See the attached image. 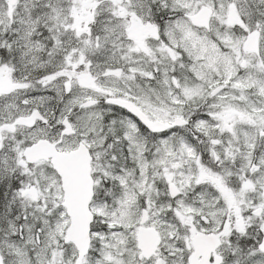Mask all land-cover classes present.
I'll return each instance as SVG.
<instances>
[{
    "label": "snow or ice",
    "instance_id": "1",
    "mask_svg": "<svg viewBox=\"0 0 264 264\" xmlns=\"http://www.w3.org/2000/svg\"><path fill=\"white\" fill-rule=\"evenodd\" d=\"M0 264H264V0H0Z\"/></svg>",
    "mask_w": 264,
    "mask_h": 264
}]
</instances>
